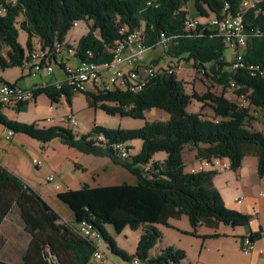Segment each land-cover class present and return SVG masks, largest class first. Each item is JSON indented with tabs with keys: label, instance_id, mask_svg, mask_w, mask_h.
<instances>
[{
	"label": "trees",
	"instance_id": "obj_1",
	"mask_svg": "<svg viewBox=\"0 0 264 264\" xmlns=\"http://www.w3.org/2000/svg\"><path fill=\"white\" fill-rule=\"evenodd\" d=\"M193 1L197 14L205 18L242 14L247 46L243 51L244 67L229 69L225 58L228 48L209 24L199 23L186 31L189 17L187 3ZM150 2V4H148ZM242 0H0L5 12L0 13V67L21 66L26 51L33 47L34 39L42 47L65 41L75 22L85 20L89 30L75 47L80 61L103 63L112 58V48L121 35L119 27L127 25L130 31L144 28L145 43L156 47L162 35L170 38L165 55L193 61L197 69L222 86V92L188 93L185 82L177 74L163 68L141 91L120 90L86 92L88 104L108 114H119L136 119L145 117L151 108H160L170 117L165 122H147L139 129H110L95 125L88 133L76 134L60 125L40 127L38 123H23L9 119L2 113L0 123L13 133H23L47 143L59 139L83 153L106 156L137 177V183L91 186L61 191L58 198L71 209L74 221L88 220L106 239L112 250L125 260L138 256L149 264L184 263L186 254L172 245L157 255L150 251L161 241L162 233L156 225L169 226L171 218L188 216L194 230L202 224L248 226L251 215L226 206L214 185L215 171H186L184 149L192 145L197 158L226 157L231 169L238 170L243 158L255 154L258 174L264 176V134L254 128L258 113L264 110V73L252 75L248 66L260 65L264 69V0L255 8L242 11ZM21 28L28 34L26 47L19 42ZM7 46L4 52L3 48ZM91 52L92 55H89ZM209 65V67H208ZM239 85L238 95L247 94L249 104L239 108L226 97L231 81ZM47 95L58 103L70 91L65 87L42 86L35 96ZM193 100L201 103V110L210 107L213 116L202 111L192 112ZM111 103V104H109ZM23 105H20L21 107ZM257 114V115H256ZM103 134L106 142L97 140ZM141 139L137 154L122 159L114 144ZM131 148V147H129ZM167 154L163 161L152 160L158 152ZM151 164L148 173L143 166ZM16 208L24 231L30 241L20 263L0 258V264H89L94 245L78 233V226L61 222L60 214L41 194L0 164V226ZM117 232L125 227L143 228L136 252L129 255L120 250L107 225ZM251 240L260 238L249 235ZM0 238V242H1Z\"/></svg>",
	"mask_w": 264,
	"mask_h": 264
},
{
	"label": "crops",
	"instance_id": "obj_2",
	"mask_svg": "<svg viewBox=\"0 0 264 264\" xmlns=\"http://www.w3.org/2000/svg\"><path fill=\"white\" fill-rule=\"evenodd\" d=\"M189 16L199 20L197 16ZM38 41V38L34 39L33 46ZM156 47L151 49H155ZM27 52L29 51L27 50L26 53ZM145 52L140 57L142 65L152 64L156 66L161 58L164 60L166 59L165 54H159L155 55L152 61L149 62L146 61L144 57ZM58 61L54 62V72L52 74L42 72L39 75H32L29 70L22 66L5 69L0 67V82L16 84L22 87L39 88L63 80L65 78L64 66H73L79 63L78 58L66 53L61 55ZM170 61L169 59L165 62L163 67ZM67 89L70 91V101L67 100L65 95H62L58 103H52L47 95L41 94L37 96L34 101L24 104L21 107H4L2 113L9 119L23 123H38L40 127L60 125L73 130L72 127L66 124L64 117L70 111L77 117L80 109L76 107V100L78 98L83 99L85 102L84 108L88 110L93 107H90L88 104L86 92H76L69 88ZM91 91H94V88L92 85H89V91L87 92ZM225 95L232 101L236 100V94L233 92H226ZM42 96L53 105V108L51 107L52 111H57L58 106H62L63 112L59 121H54V119L51 118V120L48 121L50 124L45 123L41 125V118H29V116H27L30 108H37L38 99ZM258 121L259 117L254 121V128L264 134V127H262L264 125H261ZM8 131L9 130L0 123V164L7 167L10 172L14 173L29 186L37 190L52 208H54V206L51 205L49 198L51 194L47 188L45 189L47 177L49 175L46 177V181L44 180L42 183L38 177L34 176L33 172H38L44 165L42 158L47 161L50 159L53 163H57L54 157L57 148L66 149L67 155L70 157L68 161L69 167L66 172H63V166L58 163L51 166L53 170L58 172L59 179L65 186L64 189L61 188L56 191L55 195L57 198V194L61 191L67 190L68 188L79 189L84 184H89L87 181H79V187L73 186L71 177V175H74L73 173H88L89 176L92 175V177L98 179L102 173L111 171L116 167L125 169L115 164L111 158L106 156L93 155L95 158L85 157L86 153L72 148L60 140L59 144L54 143L58 142L54 141L55 139L44 143L23 133H14L10 138H7ZM183 156L186 171L191 172V168L196 165L198 159L196 147L192 145L186 146ZM165 158L166 156L162 158V156L157 153L153 159L154 161H163ZM87 161L88 164H85ZM38 162L41 164H37ZM71 169L73 173H71ZM79 180L85 179L79 178ZM213 182L221 193L228 208L243 214L251 215L250 224L248 226L233 227L220 223L216 227H207V229L202 232L203 234H201L202 236L204 235L205 238L201 253L192 264H264V176L261 177L258 174L257 156L255 154L246 155L238 170L229 169L218 172L214 176ZM100 183L101 182H98L91 186H104ZM135 183H137L136 176ZM54 209L58 212L56 208ZM251 234L259 236L260 238L254 241L253 250L246 254L242 251V239ZM0 238L2 239L0 242V258L8 262L20 263L22 255L30 241V237L22 227L21 219L16 208H13L11 213L2 222L0 226Z\"/></svg>",
	"mask_w": 264,
	"mask_h": 264
},
{
	"label": "built area",
	"instance_id": "obj_3",
	"mask_svg": "<svg viewBox=\"0 0 264 264\" xmlns=\"http://www.w3.org/2000/svg\"><path fill=\"white\" fill-rule=\"evenodd\" d=\"M261 0H242L241 9L246 11L257 7ZM150 4V2H148ZM5 9L0 6V13H4ZM209 24L215 30L216 34L223 38L229 48L234 50V57L230 61L229 69L234 71L240 67H244L243 49L247 46V35L242 14L227 15L225 17H213L208 21L199 22L193 17H188L185 21L186 31L194 30L199 24ZM77 25V22H75ZM121 37L116 40L112 48V58L103 63H95L91 61H80L77 65H65V78L56 81L51 85L58 90L65 87L76 92L89 91V85L94 90L113 91L120 90L125 92L136 93L144 89L159 70L165 68L170 74H179L184 66L181 61L175 62L171 60L164 67L157 68L155 65H142L140 62L141 55L153 48L145 43L144 28L130 31L127 25L119 27ZM170 38L162 35L158 44L166 47ZM156 45V46H157ZM64 53L75 56V47L66 41H56L52 46L42 47L40 40L34 44L32 49L27 52L23 58L21 66L29 70L32 75H39L42 72L52 74L54 72V62L60 59ZM89 55H92L89 52ZM59 62V61H58ZM252 75L263 74L264 69L260 65L251 64L248 66ZM204 72V71H203ZM37 87H22L16 84L0 82V104L4 107H19L36 99L35 93ZM229 90L236 94L235 103L239 108H246L249 104L247 94L238 95L239 85L235 81H231ZM48 121L51 119H47ZM64 121L70 127L79 125L78 119L73 112H69ZM13 131L9 130L7 138L13 135ZM97 140L106 142L103 134L97 136ZM114 150L122 159L131 156L130 148L126 143L114 144ZM37 164H41L38 162ZM231 169V161L226 157H211L197 159L196 165L191 168V172L199 171H215L221 172ZM151 164L143 166L145 173L150 172ZM56 176L49 175L47 182H55ZM59 183H56V189H60ZM78 233L87 241L94 245V253L90 264H149L138 256L130 259L114 260L107 252L100 247L103 240L101 233L96 229L92 222L83 220L78 224ZM254 248V241L249 236L243 237L242 250L244 253H250ZM93 261V262H92Z\"/></svg>",
	"mask_w": 264,
	"mask_h": 264
},
{
	"label": "rangeland",
	"instance_id": "obj_4",
	"mask_svg": "<svg viewBox=\"0 0 264 264\" xmlns=\"http://www.w3.org/2000/svg\"><path fill=\"white\" fill-rule=\"evenodd\" d=\"M187 8L189 10V15L191 16H197L199 18V22H205L210 20L211 18H205L202 16H199L197 14V11L194 6V2L190 1L187 3ZM19 42L23 44V47H26V42L28 39V34L21 28H19ZM89 30L88 23L85 20L77 21V25L73 26L72 29L68 32L66 36V42L69 43L71 46L76 47L80 38L85 35ZM7 46H4L3 51L5 52L7 50ZM245 51V48L243 49ZM165 54V47L158 45L155 49H150L145 52V59L146 61L151 62L152 59L155 57V55ZM225 57L227 61H231L234 57V50L232 48H227L225 51ZM165 60L161 58L158 63L156 64L157 68L163 67L165 65V62H167L169 59L173 60L175 62L181 61L184 68L182 71L179 72L178 77L185 82V87L188 93H192L193 91H197L198 93H205L208 90H211L216 93L222 92V86L217 85L212 78L206 76L204 74L203 69H197L193 65V61L187 62L183 58H171L169 56H165ZM209 67V65H208ZM226 92H233L229 89H226ZM234 93V92H233ZM44 96L40 97L37 102V108H30L29 113L27 116L29 118H41L40 124L44 125L45 123L50 124L47 119H54V121H59L63 112L62 106H58L57 111H52L53 105H51L50 102H48ZM84 100L81 98H78L76 100V107L80 109V112L77 114V119L79 122V125L77 127H72L74 133L76 134H83L88 133L92 130V128L95 125H99L102 127L110 128V129H139L143 127L147 122H165L170 117L169 113L166 111L160 109V108H151L148 109L145 112V117L142 119H136L129 116H121L119 114H108L101 108H91L86 109L84 108ZM111 104V103H109ZM201 104L193 100L191 103L189 110L192 112H198L199 110L202 111L203 114H205L208 117H212L213 111H211L210 107H205L201 110ZM52 107V108H51ZM257 115V114H256ZM259 123L261 125H264V110L259 112ZM264 127V126H262ZM54 142L56 144H59V139H55ZM127 146L131 147L130 152L131 155L137 154L142 146V140L141 139H132L125 142ZM66 149H56L55 151V161L63 166V172H66L69 167V159L70 157L67 155ZM157 154V153H156ZM155 154V155H156ZM161 155L162 158L164 156H167L165 152H158V155ZM154 155V156H155ZM85 157L95 158L93 155H87L85 154ZM154 158V157H153ZM44 165L39 169L38 172H33L35 177H38L40 181H46V177L50 174H54L56 176L55 182H46V187L50 195V202L51 205L54 206L58 210V212L61 214V222H69L70 224L74 226H78V223L74 221V216L69 208V206L58 199L55 195L56 191L60 190L61 188H65L64 184L61 183L59 179L58 172L52 169L53 163L50 159L45 160L42 158ZM41 160V161H42ZM154 160V159H152ZM251 161V160H250ZM88 164V161L85 163ZM53 170V171H51ZM71 173L72 169H71ZM74 175H71L72 177V184L73 186H78V182L87 181L90 185L97 184L98 182H101L102 185H109V184H122L124 182L128 184L135 183V176L128 172L125 169L122 168H114L111 171L104 172L100 175V177L97 179L96 177H92L88 175V173H82L80 172L78 174L73 173ZM79 178H84L85 180H79ZM43 183V182H42ZM56 183L61 186L60 189H56ZM79 187V186H78ZM77 187V188H78ZM173 222V223H172ZM169 226L167 225H156L158 230L162 233L161 241H159L157 247L153 248L150 251L151 255H157L162 248H165L166 246L172 245L180 250H183L186 254V258L184 259V263H190L192 264L197 260L198 256L201 253V250L203 248L204 243V235L202 232L207 229V227H216V226H210L207 224H202L197 227L196 230H194L191 226V223L189 221L188 216L183 215L181 218H173L169 220ZM174 226V227H173ZM108 233L112 236L114 239L117 247L120 250H123L127 252L129 255H133L136 252L140 237L142 233L144 232L143 228L138 229H132L131 227L127 226L125 227L121 232H117L115 227L112 224L107 225ZM100 247L107 252L114 260H121V255H118L115 253L110 243L103 238V240L100 242ZM243 251V250H242ZM204 255V251H203Z\"/></svg>",
	"mask_w": 264,
	"mask_h": 264
},
{
	"label": "bare ground",
	"instance_id": "obj_5",
	"mask_svg": "<svg viewBox=\"0 0 264 264\" xmlns=\"http://www.w3.org/2000/svg\"><path fill=\"white\" fill-rule=\"evenodd\" d=\"M242 243H243V239H242ZM93 262V261H92ZM90 264V263H89Z\"/></svg>",
	"mask_w": 264,
	"mask_h": 264
}]
</instances>
